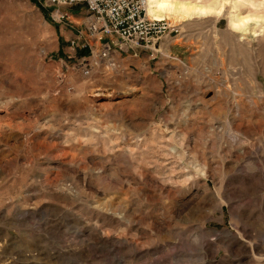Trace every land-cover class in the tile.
Returning a JSON list of instances; mask_svg holds the SVG:
<instances>
[{
    "label": "rangeland",
    "instance_id": "374dc122",
    "mask_svg": "<svg viewBox=\"0 0 264 264\" xmlns=\"http://www.w3.org/2000/svg\"><path fill=\"white\" fill-rule=\"evenodd\" d=\"M222 1L169 18L176 59L87 78L68 27L0 0V264H264V188L239 193L264 180V0Z\"/></svg>",
    "mask_w": 264,
    "mask_h": 264
},
{
    "label": "built area",
    "instance_id": "2783aa9c",
    "mask_svg": "<svg viewBox=\"0 0 264 264\" xmlns=\"http://www.w3.org/2000/svg\"><path fill=\"white\" fill-rule=\"evenodd\" d=\"M35 1L54 21L72 31L68 43L73 67L87 78L99 71H119L126 57L176 59L167 52L168 43L180 35L181 28L169 18L151 16L150 0ZM74 7L86 9L88 14L82 22L71 12Z\"/></svg>",
    "mask_w": 264,
    "mask_h": 264
},
{
    "label": "bare ground",
    "instance_id": "6f19581e",
    "mask_svg": "<svg viewBox=\"0 0 264 264\" xmlns=\"http://www.w3.org/2000/svg\"><path fill=\"white\" fill-rule=\"evenodd\" d=\"M219 0L217 5H206L204 3L189 4L188 2L178 0H150L149 1V14L155 18H174L181 20L192 19L195 16L206 15L208 13H219L223 15L225 13L223 1ZM219 5V6H218ZM222 13L220 14V12ZM259 21V17L253 14H246L239 16L238 13H234L231 16V25L236 30L248 31V27L252 21ZM183 22V21H182ZM244 33V32H243ZM106 97L111 98V94H105Z\"/></svg>",
    "mask_w": 264,
    "mask_h": 264
},
{
    "label": "crops",
    "instance_id": "0c3cea01",
    "mask_svg": "<svg viewBox=\"0 0 264 264\" xmlns=\"http://www.w3.org/2000/svg\"><path fill=\"white\" fill-rule=\"evenodd\" d=\"M178 1H183V0H178ZM251 23H254V26L253 27H251L250 26V24H249V30L248 31H242V30H237V32H240V33H242V34H247V33H249V32H251V33H253L255 36H259V35H261V33L263 32V29H262V26H263V24L261 23V21H257V20H254V21H252ZM234 28V27H233ZM235 29V28H234ZM261 31V32H260ZM244 32V33H243ZM65 37H67V39L69 40L71 37H72V31L71 30H69V31H67L65 34ZM68 48H70V47H68ZM256 179H259L258 177L257 178H255L254 180L252 179V182L251 183H249V181H245V183L247 184L246 186H248L247 187V191L246 190H244V191H239V193H242V194H247L248 192H250L251 191V187L252 186H254L253 187V189H254V191H251L252 193H256V194H260L261 195V190L264 188V180H262V179H260V181H259V184L260 185H258V186H255V184H254V182H256L255 180ZM253 184V185H252ZM263 192V191H262ZM263 217H264V215H263Z\"/></svg>",
    "mask_w": 264,
    "mask_h": 264
},
{
    "label": "trees",
    "instance_id": "16d2710c",
    "mask_svg": "<svg viewBox=\"0 0 264 264\" xmlns=\"http://www.w3.org/2000/svg\"><path fill=\"white\" fill-rule=\"evenodd\" d=\"M82 53H86V52H82Z\"/></svg>",
    "mask_w": 264,
    "mask_h": 264
}]
</instances>
